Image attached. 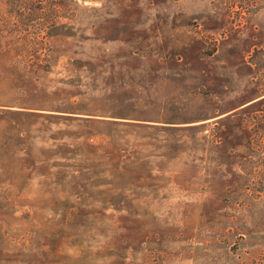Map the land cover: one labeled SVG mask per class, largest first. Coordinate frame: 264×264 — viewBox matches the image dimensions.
<instances>
[{"label": "rangeland", "instance_id": "obj_1", "mask_svg": "<svg viewBox=\"0 0 264 264\" xmlns=\"http://www.w3.org/2000/svg\"><path fill=\"white\" fill-rule=\"evenodd\" d=\"M0 264H264V0H0Z\"/></svg>", "mask_w": 264, "mask_h": 264}]
</instances>
